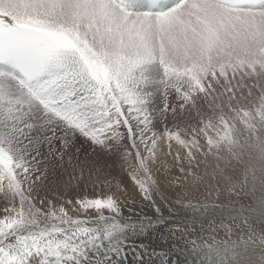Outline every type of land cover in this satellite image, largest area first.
I'll return each mask as SVG.
<instances>
[{
	"label": "snow or ice",
	"instance_id": "6c2138e0",
	"mask_svg": "<svg viewBox=\"0 0 264 264\" xmlns=\"http://www.w3.org/2000/svg\"><path fill=\"white\" fill-rule=\"evenodd\" d=\"M176 244L264 264V0H0V264Z\"/></svg>",
	"mask_w": 264,
	"mask_h": 264
},
{
	"label": "bare ground",
	"instance_id": "6f19581e",
	"mask_svg": "<svg viewBox=\"0 0 264 264\" xmlns=\"http://www.w3.org/2000/svg\"><path fill=\"white\" fill-rule=\"evenodd\" d=\"M179 264L180 261L185 264H202V258L194 252H190L187 247L176 244L171 247L165 246L163 251L157 249L156 251L136 250L130 251L125 260V264Z\"/></svg>",
	"mask_w": 264,
	"mask_h": 264
}]
</instances>
